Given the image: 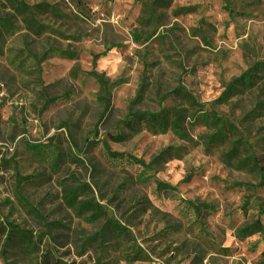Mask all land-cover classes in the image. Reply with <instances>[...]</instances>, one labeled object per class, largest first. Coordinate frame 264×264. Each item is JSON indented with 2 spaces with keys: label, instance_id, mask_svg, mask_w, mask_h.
<instances>
[{
  "label": "rangeland",
  "instance_id": "obj_1",
  "mask_svg": "<svg viewBox=\"0 0 264 264\" xmlns=\"http://www.w3.org/2000/svg\"><path fill=\"white\" fill-rule=\"evenodd\" d=\"M26 1L33 16L12 14L0 52V264H257L264 225L241 230L264 212V179L242 162L264 151V113L249 115L264 92L212 105L214 129L190 123L201 107L181 94L210 104L264 59V0ZM162 107L186 110V137L120 123ZM103 143L147 167L107 162ZM37 144L64 161H41ZM110 219L118 235L101 232Z\"/></svg>",
  "mask_w": 264,
  "mask_h": 264
},
{
  "label": "trees",
  "instance_id": "obj_2",
  "mask_svg": "<svg viewBox=\"0 0 264 264\" xmlns=\"http://www.w3.org/2000/svg\"><path fill=\"white\" fill-rule=\"evenodd\" d=\"M163 1V0H158ZM32 7L26 0H0V52L1 45L4 40L5 35L12 28V14L13 15H26L30 18L33 16ZM11 13L9 14L8 11ZM94 77L100 84V93L98 95V99L103 105V111L106 112L110 106V96L108 93V84L106 80H104L101 76L93 73ZM145 84H141L138 96L144 91ZM180 90H174L177 92ZM254 92L257 94L264 92V59L256 60L251 63L244 71H242L238 76L231 79V81L224 87L220 95L212 101V103L208 104H198L194 102L192 98L185 92L181 94L187 100L193 101L194 105L200 106L201 109L195 110V112L191 115L190 123L202 125L207 129H214L217 125L218 116L216 112L212 109V105H220L228 103L232 98L241 95H252ZM168 94H165L167 96ZM188 95V96H186ZM264 113V99H260L256 97L255 104L253 109L250 111L249 115L252 118H258L262 116ZM248 115V116H249ZM121 125L127 129L130 133H136L138 131L147 130L153 134L165 133L166 131H172L174 134L179 137H186L185 125L187 123V115L186 110L179 107H162L158 111H148V110H131L128 111L125 118L120 122ZM207 136H202L201 138H206ZM119 137H114L113 139H118ZM28 150L33 154L37 155L39 159L44 160L45 162L51 164L52 167L57 168L60 162L64 161L63 156L61 155L60 149H56V147H51L47 144H37V145H27ZM102 151L101 154L107 162L111 164H115L116 161L125 160L127 163H132L142 168H146L147 165L143 160L136 159L126 153L116 152L109 149V147L103 143L101 144ZM165 150L163 153H165ZM236 148L233 147L229 152L225 153V158L227 161H231L232 157H234V152ZM75 161V158L71 159ZM250 161L251 166L257 170L258 175H260L261 180L264 179V151L261 156L251 155L246 160H243V164H246L247 161ZM77 199V191L76 188H69L66 194V201L68 204H75ZM97 205H93L91 201L85 200L84 202H80L78 204L79 211H84V209H92L93 213L88 217L89 219H93L101 214V210ZM32 211H36L34 207H31ZM264 212L259 211L258 216H256L255 220L245 226L241 232L242 233H256L263 231V219L262 216ZM119 223L110 219L106 222L104 228L102 229V233L106 231L109 234L115 233L120 230ZM15 233L13 236L12 234ZM16 237L22 247L28 249L31 247V242L27 239V233L20 229H13L11 226L9 230V237ZM51 257L43 256L42 262L44 264H51ZM257 264H264V250L261 252L259 261Z\"/></svg>",
  "mask_w": 264,
  "mask_h": 264
}]
</instances>
